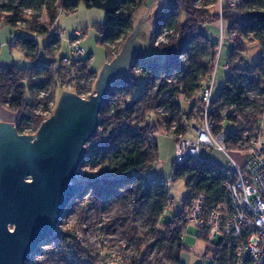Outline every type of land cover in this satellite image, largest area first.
<instances>
[{
  "label": "trees",
  "instance_id": "1",
  "mask_svg": "<svg viewBox=\"0 0 264 264\" xmlns=\"http://www.w3.org/2000/svg\"><path fill=\"white\" fill-rule=\"evenodd\" d=\"M219 3L220 0H168L156 17L151 33V46L165 54V61L145 60L139 56L133 67L145 66L149 82L129 81L126 77L116 85L122 84L129 93L139 94L134 101L133 112L141 122L146 123V115L160 105H165L173 118L177 119L184 112L182 106L176 104L178 98L184 96L190 99L198 95L204 80L211 74L218 45L204 31L222 19L227 33L235 34L237 39L230 58V73L217 96V112L212 114V121L216 125L215 135L222 134L221 125L226 124V120L239 124L238 131L229 133L226 139L229 148L236 150L244 139L245 128L259 131L264 121V112L260 109L261 105L264 106V0H240L235 9L224 3L222 15L212 10ZM82 4L105 12L106 20L99 28L100 43L107 47L110 61V47L120 42L125 45L135 29L137 15L147 6L148 0H0V22L17 30L22 28L28 34L16 37L10 48L20 50L33 63L24 69L17 66L0 67V106L18 116L15 125L20 134H23L28 122L36 123L35 133L38 132L47 120L36 115L39 106L47 108L50 102L56 100L62 75L65 69L69 70L63 61L60 69H57L55 60L37 63L40 48L36 37L50 36L61 14L74 13ZM43 16L47 22L41 21ZM162 36H165L166 43L158 44ZM60 43V34L52 37L44 47L45 56L50 60L56 57ZM250 43H257L261 47V61L253 70H237L236 64ZM83 72L90 77L85 84L91 90L99 75L91 72L89 66ZM91 79H95L93 84L89 82ZM155 80H160L156 92L152 88ZM166 80L172 82L167 83ZM41 93L47 95L43 100L39 98ZM139 107L141 110L136 112ZM232 108L235 111L227 114L225 119L224 114ZM124 115L133 113L117 108L115 114L109 116L107 105L100 115V128L108 130L114 124L117 127ZM155 122L161 129L170 127L173 121L157 118ZM98 136L99 132L92 140ZM148 142L147 134L134 135L117 130L109 139L94 147L82 167H100L106 174L103 179L88 183L84 192L91 194L89 203L99 221L109 203L118 207L110 223L111 228L120 224L118 217L125 208L132 213L133 220L145 214L152 226L154 242H148L146 233L142 232L141 238L135 237L134 230L128 231L127 241H135L138 254L133 264H183L181 256L186 250L183 236L187 228L183 217L188 212L189 201L195 193H200L207 197L209 207L227 204L226 178L216 172L219 166L211 162H187L178 168L173 166L174 182L186 180L189 195L183 211L175 216V227L162 226V218L172 199L164 178L161 177V180L165 185L153 183L147 177L148 173H155L154 168L159 160L158 145L150 149ZM81 218L85 219L83 213ZM57 241L62 246L73 242L82 264L100 260L92 248L77 242L70 231H59ZM208 244V252L212 253L214 247ZM155 249H158L157 253ZM214 250L213 260L216 264H233L232 254L225 244Z\"/></svg>",
  "mask_w": 264,
  "mask_h": 264
},
{
  "label": "built area",
  "instance_id": "2",
  "mask_svg": "<svg viewBox=\"0 0 264 264\" xmlns=\"http://www.w3.org/2000/svg\"><path fill=\"white\" fill-rule=\"evenodd\" d=\"M223 1L228 2L230 0H221V2ZM238 4V0L232 1L231 7L234 9ZM62 14H65V12ZM221 33V49L214 60L216 64H214V61L212 62L211 74L204 80L199 94L190 99L180 96L176 101V104L182 106L181 100L184 99L186 104L191 106V109L198 106L197 104L200 101L201 105L197 108L198 119H192L190 116L191 112H181L180 116L174 119L168 108L165 105H160L156 107L154 112L146 115V123H143L138 119L137 114L133 112L134 101L139 97V94L134 92L129 93L124 89L122 84L115 85L113 88L107 103L108 111L120 99L126 98L124 108L126 111L133 113V115H129L128 119L120 120L116 129L134 135L147 134L150 149L158 145L160 137L173 140L175 143L174 168H178L187 162L200 163L201 161L198 157L201 148L217 149L228 156L231 161V170L222 167H217L216 169L218 174L226 178L224 187L227 191V204L220 207H209L207 197L204 194L195 193L189 201L188 212L183 217V222L187 226L193 225L199 232L198 237L207 240L214 246V249L219 245L225 244L232 254L233 264H264V141L258 137L253 138L249 133L244 135L240 148L233 150L234 153L242 155L244 159L243 167H240L237 161L231 158L228 153L231 150L226 142L228 135L223 141H219L214 132L216 125L212 121V114L217 112V96L214 95V89L219 68V57L224 43L223 27ZM235 36L232 35L233 41L236 39ZM81 44L82 34L76 32L70 43V52L75 60L69 57L64 58L62 61L65 66L74 67L78 65L76 64L78 59L86 55V51L81 47ZM225 70L229 74L230 65H226ZM126 77L129 81L149 82V76L145 74V66H132L124 78ZM166 81L167 83L172 82L171 80ZM159 82L160 80L153 81L152 88L155 92L158 89ZM76 95L87 99L92 93L91 90H88L86 84H84L83 87H78ZM46 96L45 93H41L39 98L43 100ZM198 97L199 99L197 100L196 98ZM54 105L55 101H52L47 108L39 106L40 108L36 115L45 120L49 119ZM230 111L233 112L235 109H230L228 111L229 114ZM161 117L163 120L172 119L173 122L170 127H162L161 131L163 135L161 136L156 132H148L150 127L146 124L156 121V118ZM221 127L224 130L225 124L221 125ZM36 129V123L28 122L26 123L23 135L33 136L36 134ZM87 150L89 153L91 152L88 148ZM88 166L91 167L90 165ZM93 169V172L86 176L87 184L101 180L105 176L102 168ZM147 177L153 183L160 182L165 185L161 177L153 172L148 173ZM173 180L174 176L171 181ZM167 185H169L168 182ZM86 194L83 191L80 194L81 196L77 198L81 197L82 202L88 199L87 201L89 202L90 198H87L88 195ZM172 202L173 200L169 202L166 213L172 207ZM91 210H93L92 205L89 203L86 206L84 203L81 213L85 215V219L81 218V226H75L72 222L65 225L62 224L64 219L69 216L70 212H68L59 224L53 239L39 249L29 264H44L41 258L46 254L56 257L61 264H82L79 255L74 250L75 246L73 242H70L68 246H62L57 243L59 231H70L75 240L86 248L93 245L96 246L95 249L100 260L90 264H133L134 259L138 256L135 244L133 242L127 244L125 241H121L115 245H110L104 239L100 243L99 238L102 237L101 233L109 236L110 232L107 231L109 227L108 224H103L98 219L93 225L88 224L86 222L87 214L84 211L89 213ZM165 216L166 214L162 220L165 219ZM175 225L176 223L172 219L169 226L175 227ZM89 234L94 235V241L90 240ZM213 263L216 264L214 260Z\"/></svg>",
  "mask_w": 264,
  "mask_h": 264
},
{
  "label": "rangeland",
  "instance_id": "3",
  "mask_svg": "<svg viewBox=\"0 0 264 264\" xmlns=\"http://www.w3.org/2000/svg\"><path fill=\"white\" fill-rule=\"evenodd\" d=\"M232 1L236 0H230L228 2L223 1L217 5L212 7V10L218 11L221 15L222 13V7L224 3H227L231 7ZM240 1V0H238ZM168 0H148V4L146 7H144L139 14L136 17V26L139 27L138 34L136 37V41L141 45V50L143 59L145 60H158L159 62H164L166 59L165 54L162 52L154 49L151 46V33L153 30V23L158 16L161 9L166 5ZM232 8V7H231ZM233 9V8H232ZM235 9V8H234ZM106 20L105 12L96 9V8H87L84 4H82L74 13L71 14H61L57 25L54 27V30L50 32V36L48 37H41L37 38V44L40 48V54L39 58L37 59V63H49L52 60H55L57 63V69H60L62 66V60L66 57L71 58L72 60H75L74 56L71 55L70 52V43L73 37L75 36L76 32H80L82 34V44L81 47L86 51V55L82 58H79L78 61L82 62H76L74 67H69V70L65 69L64 75H62V78L59 83V92L57 94L55 105L53 108L52 115L54 114L58 101L61 97V95L64 92L77 94L78 87H83L85 84V81L90 78L87 74L83 72V69L89 66V70L91 72H94L98 75L101 74L104 67L113 61L114 58H116L121 50L123 49V42H120L119 44H116L114 46L110 47L111 50V60L108 61V50L107 47L100 43V33L99 28L104 24ZM42 22H47L45 16L42 17ZM223 27L224 32V43L222 45V50L219 57V68L217 71L216 76V83H215V89H214V95L218 96L222 88L227 82L228 78V72L225 70L226 65H230V58L233 53V49L235 46V41L232 40V35H229L226 31L225 25L222 21V19L212 25L211 27L205 29L206 33L209 38L218 45L217 48V56L218 52L221 49V29ZM58 29V30H57ZM19 31V32H18ZM27 32H25L22 28L19 30L13 28L12 26H6L4 22H0V66H17L19 68H29L32 66V62L26 58L25 54L21 52L20 50H15L10 48V43L13 41L14 36H24ZM57 34H60V51L54 57L53 59H49L45 56L44 53V47L49 43V40L56 36ZM165 34V33H164ZM235 35V34H233ZM166 36V34H165ZM165 36H162L158 39V44L161 42L166 43ZM157 45V44H156ZM261 48L255 44L250 43L247 47V51L241 55V60L236 64L237 70H245L250 71L253 70V68L261 61L262 55H261ZM216 59V58H215ZM83 62L85 64H83ZM216 61H214V64ZM213 67V66H212ZM215 67V65H214ZM212 71V68H211ZM230 73V72H229ZM97 76V80H98ZM63 80V81H62ZM96 80V83H97ZM62 82V83H61ZM91 84L95 82V79H91L89 81ZM96 83L95 85H91V93L94 94L96 90ZM82 85V86H81ZM137 95V94H136ZM197 100L199 99L196 98ZM126 98L118 101L117 104L112 105L109 108L108 115L113 116L115 114V111L117 108H122L124 111L126 110L124 107ZM128 102V100H127ZM182 109L185 113H190L191 118H199L197 108L200 106V101L198 102V106L191 109V106L186 104L185 100L182 99ZM129 103V102H128ZM3 109V108H2ZM260 109L264 112V106L261 105ZM141 108L139 107L137 111H140ZM229 110L226 111L224 114V117L228 116L227 114ZM3 112L8 113L6 110L3 109ZM1 112V113H3ZM230 113H233L230 111ZM10 114V113H9ZM9 114L3 115L6 117ZM51 115V116H52ZM50 116V117H51ZM15 121H18V116H14ZM129 115L124 117L122 119H128ZM1 119V116H0ZM157 119V118H156ZM155 119V120H156ZM161 120L163 121V118L161 117ZM241 122V119H239ZM1 122V121H0ZM193 123V121H192ZM146 125H149L150 130L148 132H156L160 134L159 136L163 135V132L161 129H158V126L156 125L155 121H151L147 123ZM160 128V127H159ZM239 129V124L234 122H228L226 120L225 128L220 135H216V137L219 139V141H223V139L229 134V133H236ZM245 134L249 133L253 138L258 137L264 141V121L261 123V128L259 131H252L251 128L246 127L245 128ZM115 124L109 128L108 130H105L104 128L98 129L99 136L98 138H95V140L90 141L86 148L89 150H93L94 147L100 145L105 140L109 139L114 132H116ZM97 132V133H98ZM258 132V133H257ZM158 146H159V160L155 165L154 171L159 173L169 184V191H170V197L173 199V205L170 208L169 212L166 213L165 219L162 220V226L169 225V223L172 221V219L175 222V216L180 214L184 209V202L188 198L189 195V189L187 187L186 180H179L177 182L171 181L174 173H173V166H174V151H175V143L173 140L160 137L158 139ZM229 155L231 158H233L240 167H243V157L240 154H236L233 152V150H230ZM198 159L201 162H211L213 164L218 165L219 167L225 168L227 170H231L230 165V158L223 154L222 152L218 151L217 149H207V148H201L200 154ZM93 168L89 167L88 165H85L81 167L77 173L76 179L74 183H82L83 185H87V178L89 173L93 172ZM106 174V171H104ZM159 176V175H158ZM160 177V176H159ZM171 181V182H170ZM88 195L87 198H90V193L86 192ZM81 196V195H79ZM88 199H85L84 202L81 201V197L74 200V203L71 204V206L68 209L67 218L64 219L63 225L67 223H73L75 226H81V211L84 207V203L86 206L89 204L87 201ZM118 207L115 204L109 203L105 210L102 212V223L108 224L107 231L110 232L109 236H107L104 233H101L102 237L99 238L100 243L102 239L107 240L108 243L116 244L120 243L121 241H125L127 244L129 241H127V233L130 229L135 231V237L140 236V234L146 233L148 235V242H154L153 232H152V226L150 223L147 222V218L145 214L139 215V217L136 220L131 219L132 213L128 209H123L120 212V215L118 217V223H120L118 226L111 228L109 222L111 223L114 214L117 213ZM87 214L86 222L88 224L93 225L97 220V213L93 209L89 213L87 211H84ZM171 217V218H170ZM170 218V220H169ZM176 223V222H175ZM91 231V230H90ZM104 234V235H103ZM198 230L193 226L189 225L185 229L184 232V238H183V244L186 247V250L182 252L181 261L183 264H214L213 258L215 257L214 249L211 250L212 253L208 252V246H210L206 241H203L198 237ZM90 240L94 241V235L89 234ZM135 241H133L134 243ZM58 243V242H57ZM59 244V243H58ZM94 246V245H93ZM90 246L89 248H92L95 253L96 246ZM214 247V246H213ZM219 246H217L218 249ZM136 248V247H135ZM216 249V248H215ZM158 249H155V253H157ZM42 261L44 264H61L58 262L57 258L54 256H49L46 254L45 256H42ZM54 257V259H53ZM138 257V256H137Z\"/></svg>",
  "mask_w": 264,
  "mask_h": 264
},
{
  "label": "water",
  "instance_id": "4",
  "mask_svg": "<svg viewBox=\"0 0 264 264\" xmlns=\"http://www.w3.org/2000/svg\"><path fill=\"white\" fill-rule=\"evenodd\" d=\"M138 29L104 67L95 93L85 99L64 92L35 135L0 122V264H29L84 191L74 181L113 88L142 54Z\"/></svg>",
  "mask_w": 264,
  "mask_h": 264
},
{
  "label": "crops",
  "instance_id": "5",
  "mask_svg": "<svg viewBox=\"0 0 264 264\" xmlns=\"http://www.w3.org/2000/svg\"><path fill=\"white\" fill-rule=\"evenodd\" d=\"M218 12V11H217ZM57 25V24H56ZM19 32V31H18ZM24 36H28V34H26V35H24ZM16 37H21V36H14V38H13V40L16 38ZM23 37V36H22ZM253 38V37H252ZM36 40H37V38H36ZM12 43V42H11ZM10 43V44H11ZM255 44H257V43H255ZM258 45V44H257ZM10 46V45H9ZM259 46V45H258ZM261 48V47H260ZM261 55H262V52H261ZM0 67H9V66H0ZM1 112H3V109H2V107L0 106V116H1V119H0V121L1 122H7V123H13V124H15L16 123V121H15V117L14 116H17V115H14V114H12V113H10V112H8V113H5V112H3L4 114H9V115H7L6 117L3 115V113H1ZM158 150H159V146H158ZM155 172V171H154ZM157 175H159L160 177H162L159 173H157V172H155ZM163 178V177H162ZM173 200V199H172ZM171 218V217H170ZM170 218H169V220H170ZM183 238H184V236H183Z\"/></svg>",
  "mask_w": 264,
  "mask_h": 264
},
{
  "label": "bare ground",
  "instance_id": "6",
  "mask_svg": "<svg viewBox=\"0 0 264 264\" xmlns=\"http://www.w3.org/2000/svg\"><path fill=\"white\" fill-rule=\"evenodd\" d=\"M73 203H74V201H73ZM73 203H72V204H73ZM70 206H71V205H70ZM72 209H74V208H72V206H71V210H72Z\"/></svg>",
  "mask_w": 264,
  "mask_h": 264
}]
</instances>
